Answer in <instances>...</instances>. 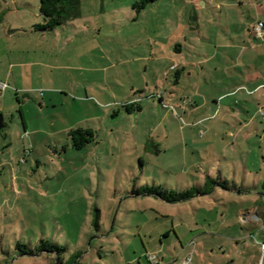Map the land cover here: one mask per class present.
Instances as JSON below:
<instances>
[{
    "label": "rangeland",
    "instance_id": "1",
    "mask_svg": "<svg viewBox=\"0 0 264 264\" xmlns=\"http://www.w3.org/2000/svg\"><path fill=\"white\" fill-rule=\"evenodd\" d=\"M79 1L77 18L39 33V0H0V264H56L19 252L41 241L64 247L67 264H240L226 237L241 230L229 219L241 206L221 203L226 192L178 203L131 192L185 191L223 156V176L231 184L238 169L240 187L242 156L262 193L264 101L237 88L246 8ZM77 129L93 133L80 149L68 135ZM250 207L264 214L261 201Z\"/></svg>",
    "mask_w": 264,
    "mask_h": 264
},
{
    "label": "crops",
    "instance_id": "2",
    "mask_svg": "<svg viewBox=\"0 0 264 264\" xmlns=\"http://www.w3.org/2000/svg\"><path fill=\"white\" fill-rule=\"evenodd\" d=\"M235 2H234L235 6L240 5L241 7L246 8L248 12L247 19L243 15L241 16L242 22L245 26L243 37H244V44H246V46L240 47L239 50L240 57H238L240 59L244 57V59L242 60L243 62H245L246 59L247 64L244 66L248 71L246 75H243V80L242 79L238 80L237 84L239 87L237 88L241 89V87H244L246 85L249 87L250 94H256L257 102H259L258 100L261 98L264 101V91L262 90L264 88V37L261 40L256 39L253 36V31H252V28L255 23L259 21L264 22V0H236ZM236 63L238 64V59L236 60ZM171 67L170 69L173 68ZM3 76L6 79H8V76H6V74H3ZM6 90L1 93H5ZM238 108H240V110L243 113H245V116L248 118V122L250 123L254 122V119L257 117L256 115L252 116L250 114L251 111L249 109L246 110L245 107L238 106ZM254 109L255 107L252 106V110ZM23 125L25 126L24 121H23ZM262 156H264V153L262 154ZM223 158L224 160L227 161V158L225 156L220 157L218 158V160L220 161H218L217 162L218 165H216V159H215L213 162L214 163L213 166L210 167L211 170L202 176V183L201 184L198 183L197 185H194L192 187L202 188L203 186H205V182L207 181V179L217 180L219 182L227 183L230 190H223L222 188L214 184L209 194L215 193L217 190H222L223 192L229 194V196L225 195L226 197L223 196L221 199H219L221 200V203L223 204L228 203L231 204L232 206H239V205L241 206L240 209L235 210V212L229 216V219L231 221H234V226L235 227L239 226L241 229L237 231V233L230 235V237H226L229 241L232 242L231 244L232 247L230 248V252L231 253L235 252V254L237 255L236 258L233 260V262H236L237 259L239 260L242 256H244L243 262L240 259V264H259L261 258L259 244L261 242H264V214L262 212H259V209H257L256 207L244 208V205L249 203L252 206H254L259 201H261V203L264 204V182L261 183L262 193L252 192V190H254L257 187L254 185V189H253L248 185V181L249 179H251L249 176L251 172L248 171V161L247 163H244V157L240 156L242 165L244 164L242 169V176H241L242 185L240 187L238 186L236 179L239 178L236 175L240 172L238 171V169L236 170L235 167L233 173V180L232 183L230 184L228 179L223 176L222 173L223 170L221 169L220 166ZM229 159L231 160L235 158H228V160ZM262 159L264 160V157H262ZM215 168H218V172L216 176H214L213 174V170ZM262 180L264 181L263 177ZM209 194L196 195L193 198H203ZM140 196H145V195H140ZM240 231H242V234L240 233ZM243 242L244 244L241 245V243ZM220 249L223 253H226L224 247L221 246ZM227 252L230 253L229 251Z\"/></svg>",
    "mask_w": 264,
    "mask_h": 264
},
{
    "label": "trees",
    "instance_id": "3",
    "mask_svg": "<svg viewBox=\"0 0 264 264\" xmlns=\"http://www.w3.org/2000/svg\"><path fill=\"white\" fill-rule=\"evenodd\" d=\"M158 0H139L135 3L134 8L136 12L144 9L149 4ZM39 13L42 17V23L33 26L35 32L46 33L52 32L56 28L64 25L68 21L77 18L80 15V1L79 0H39ZM178 75V74H177ZM126 112L130 113L132 108L135 111H140L141 108L135 104H126ZM73 141V146L77 149L84 147L87 143L92 141L93 133L87 132L82 129H77L69 132L68 134ZM86 136L91 137V139L85 138ZM148 148V147H147ZM217 185L223 190H230L226 182H219L217 180L207 179L205 186L202 188L191 187L185 191L175 192L167 191L161 187H144L141 186L138 189H133L131 195L133 196H152L158 198L167 203H178L182 201L189 200L196 195L209 194L212 190L213 185ZM96 215L94 219V226L96 229L99 227V212L96 210ZM17 248L21 245L17 244ZM65 251V248L58 246L56 244L50 243L48 241H41L39 245L34 250H24L19 251L22 255L34 256L36 254H55L57 256L56 264H67L63 263L60 258V254ZM78 264V263H75Z\"/></svg>",
    "mask_w": 264,
    "mask_h": 264
},
{
    "label": "built area",
    "instance_id": "4",
    "mask_svg": "<svg viewBox=\"0 0 264 264\" xmlns=\"http://www.w3.org/2000/svg\"><path fill=\"white\" fill-rule=\"evenodd\" d=\"M253 36L256 39H262L264 37V22L259 21L257 23L254 24L253 28ZM7 85L0 83V92H4L6 90ZM262 117L264 118V115L262 114ZM260 247V251L262 252V254L264 253V242H261L259 244ZM148 260L152 263V264H157V257L156 256H148ZM191 261V257H188L183 263L180 264H189Z\"/></svg>",
    "mask_w": 264,
    "mask_h": 264
},
{
    "label": "water",
    "instance_id": "5",
    "mask_svg": "<svg viewBox=\"0 0 264 264\" xmlns=\"http://www.w3.org/2000/svg\"><path fill=\"white\" fill-rule=\"evenodd\" d=\"M3 119H2V116L0 115V129H2L3 128ZM150 149H153V150H156V148L153 146V145H151L150 144V147H149Z\"/></svg>",
    "mask_w": 264,
    "mask_h": 264
}]
</instances>
